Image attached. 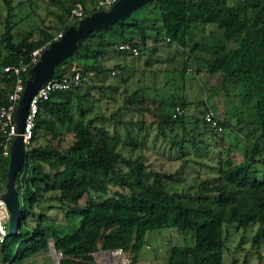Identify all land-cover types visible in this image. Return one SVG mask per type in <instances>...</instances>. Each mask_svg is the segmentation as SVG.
Wrapping results in <instances>:
<instances>
[{
    "label": "trees",
    "instance_id": "1",
    "mask_svg": "<svg viewBox=\"0 0 264 264\" xmlns=\"http://www.w3.org/2000/svg\"><path fill=\"white\" fill-rule=\"evenodd\" d=\"M1 1L9 16L11 0ZM98 1L72 0L73 4L64 10L61 29L39 42L29 41L25 37L15 42L9 32L10 27L6 25L1 38L5 42L7 54L0 60V86H4L0 91H7L14 80L11 73L2 71L3 66L25 62L33 50L52 42L58 32L77 24L76 21L69 22L72 9L80 6L86 16L96 11L89 7ZM147 9L150 10L149 15L140 20L135 18V14ZM247 9L252 11L250 16L246 14ZM129 20L133 22L129 23ZM194 25L202 28L213 25L222 30L226 39L235 40L236 36L240 38V43L233 47L222 45L218 48L206 45L203 40L191 46L187 51L189 56L199 45H202L204 52L212 55L207 65L208 74H219L222 83H243L242 98L250 96L247 86H255L257 89L258 86H264V0H153L123 21L86 35L52 76L59 78L65 74L67 67L75 66L81 73V83L76 88L52 93L39 106L29 150L25 153L21 172L16 175V179L22 175L17 190L20 198V225L16 234L7 235L0 244L2 262L15 264L47 249V228L40 224L28 227L32 214L28 212H31L35 202L41 204L52 201L49 193H56L53 198L72 207V214L79 218L77 226L70 233L53 239L54 249L61 253L59 264H102L94 259L93 254L112 250H121L128 255V262L123 264H136L138 254L145 244L146 233L163 228H174L183 236L188 234L193 239L192 245L171 246L167 264H223L227 238L230 235H241L239 248L244 242L243 234L255 226L257 229L252 237V245L258 244L260 235L264 233V173L259 175L257 168V165L264 167V118L243 120L237 111L225 112V116L219 118L209 111L204 102V114H213L221 128L220 132L223 129L243 132V160L236 162L230 148L218 152L216 162H211L210 156L201 157L209 161L200 166L198 177L201 179L194 181L188 190L181 193L168 192L164 188L165 183H178L181 180L177 172L168 174L148 169L143 155L134 154L138 147L146 145L143 120H136L137 117H146L140 105L159 103V106L166 108L165 119L160 121V126L157 125L158 131L166 128L172 131L176 125H181L184 131V109L190 102L183 96H170L163 100L147 97V90L157 92L162 86H142L130 92L127 83L134 70L132 61L128 62L149 50L152 54H159L163 52L160 49L162 46H176L184 50ZM130 27L139 31V41L125 34L124 29ZM147 31L152 33L151 42L148 43ZM124 43L136 47L138 55L132 56L115 49V46ZM102 47L104 49L99 50ZM116 56L122 58L123 62L112 63L114 58L117 59ZM124 59H127L126 63ZM25 80L26 73L23 74L24 83ZM84 85L98 86V92L103 91L105 94L121 89L127 96L115 115H110L107 120H74L70 114V102L62 99ZM258 95L259 99L263 97L260 90ZM133 105H139V108H132ZM176 107L181 108L183 114L173 117ZM128 113L135 114L132 119L136 122L123 120V116ZM189 119L191 131L197 132L192 136L199 141L203 151L211 152L212 135L220 132L204 119H200L201 122L191 117ZM63 120L67 121L66 130L73 133V141L67 148L61 151L52 148L49 145L51 143L33 146L40 129L50 133V140L59 136L54 133V125ZM98 120L100 126H96ZM111 120L113 123L110 130L105 121ZM121 126L126 131L124 137L120 133ZM256 131L259 134L256 135ZM188 133L187 130L184 138L171 140L169 146L182 150L184 139L190 138ZM159 136L158 133L156 138ZM193 137L188 141L191 145L195 143ZM219 139L225 143L224 135ZM120 147L127 148L128 153H123ZM222 152L226 154V159L221 157ZM184 163L186 161L180 169L187 166ZM7 164L8 160L0 161V181L5 178L1 170ZM111 187H118L126 193L116 191L110 197L78 206L83 196L92 193L103 196ZM191 189L193 191L190 193ZM242 264L252 263L245 258Z\"/></svg>",
    "mask_w": 264,
    "mask_h": 264
},
{
    "label": "rangeland",
    "instance_id": "2",
    "mask_svg": "<svg viewBox=\"0 0 264 264\" xmlns=\"http://www.w3.org/2000/svg\"><path fill=\"white\" fill-rule=\"evenodd\" d=\"M72 0H11V13L7 16L6 8L0 0V60L7 54L5 48V42L2 41V35L5 31V26L9 28L10 34L13 36V40L18 42L23 37L29 41L39 42L47 38L50 34L56 33L64 24V10L71 6ZM150 10H142L140 13L135 14V18L140 20L147 16ZM252 11L246 10V14L250 16ZM149 15V14H148ZM150 18V17H149ZM133 21L129 20V23ZM125 34L132 38L134 41H139V31L134 28L124 29ZM148 33V42H151L152 33ZM206 45H212L220 47L237 46L240 43V38L235 37V40L223 36L222 30L213 25L206 26L205 28L200 25H194L191 28V34L187 38V46L184 50L178 49L176 46L166 47L162 46L160 49L163 51L159 54L146 51L140 57L130 60L132 61L133 75L128 81V89L130 92L134 88H141L142 86H162L159 91L155 92L152 89L147 90V97L156 98L157 100H163L170 96H183L190 103L185 105V130L183 131L181 125H176L172 131L166 128L164 131L157 130V125L160 126V121L165 119L166 108L157 104L140 105L142 107L143 114L146 115L143 120L144 133L146 134V145H141L134 151V154L141 153L144 158V164L148 169L154 171H162L168 174L178 173L181 179L178 183H165L164 188L168 192L181 193L188 190L189 186L194 184V181L198 182V172L201 164L204 161L201 157L210 156L211 162H216L218 152L224 149L230 148L231 153L234 154L236 162L243 160L242 150L245 146L242 137L243 132H234L229 129H223L219 134L212 135L213 141H211V152L207 153L203 151L202 146L198 144L192 135H195L196 131H191V119H203L204 102L208 106L209 111L219 118L225 116V112L237 111L239 116L244 119H258L264 118V86H247L250 89V96L242 98L243 83L233 81L229 83H222L219 74H208L207 65L212 58L209 52H204L202 45L199 49H194L189 54L187 51L191 49V46H195L199 41H202ZM104 47L99 48L103 50ZM160 50V51H161ZM159 51V52H160ZM184 51H186L184 53ZM188 54V55H187ZM189 56V58H187ZM117 57V56H116ZM120 61L119 58L115 59L113 63ZM145 63V64H144ZM147 63V66H145ZM76 64V63H74ZM111 64V63H110ZM111 75V74H110ZM113 76V75H112ZM264 85V84H263ZM227 86V87H226ZM111 87V86H110ZM226 87V88H225ZM98 86H81L79 90L66 94L62 100H68L71 104L70 114L74 120L81 119L87 121L89 119L107 118L117 112L122 106L126 93H123L121 89H117V92L112 91L98 92ZM100 89V88H99ZM258 90L263 93V97L259 99ZM131 94V93H130ZM227 94V95H226ZM254 94V95H251ZM260 100V103H257ZM132 108H139V105H133ZM165 112V113H164ZM122 115V113H121ZM135 114L128 113L123 116V120L128 119L131 122H136L132 119ZM189 119V120H188ZM258 121V120H257ZM66 120L63 122H56L54 125V133L59 136H54L51 140L50 133L40 129L37 131V138L33 142V146L36 147L39 144L49 145L52 148L60 149L61 151L67 148L73 141V133L66 130ZM113 120L106 122L105 125L111 130ZM152 123V124H151ZM96 126H100L99 120ZM104 125V124H103ZM152 125V126H151ZM191 125V127H190ZM149 126L148 130L146 127ZM151 126V127H150ZM204 126V125H203ZM199 128V127H198ZM120 133L124 137L126 131L119 127ZM197 129V128H195ZM187 130L188 135L193 137L194 144L191 145L190 138L184 139L185 143L182 146V150L176 147H170L171 140H179L181 137H185ZM158 133L161 135L158 136ZM162 133L166 137L162 138ZM209 133V131H207ZM255 134H259L256 131ZM262 134V132H260ZM222 143L219 138H223ZM240 135V136H239ZM216 136V137H215ZM215 137V139H214ZM141 138V137H140ZM229 145H228V143ZM192 143V142H191ZM138 144V141H137ZM123 153H128V149L120 147ZM199 150V151H198ZM206 154V155H205ZM225 159L226 154L221 153ZM133 155V154H132ZM183 169L181 165L185 162ZM46 168V167H45ZM259 175L264 173V167L257 165ZM8 164L2 168V172L6 173ZM19 180V181H17ZM200 181V180H199ZM20 179L15 178L16 190L20 186ZM5 178L0 181V191L4 190ZM21 187V192H22ZM116 191L126 193L123 189L118 187H111L106 195L98 196L94 193L83 196L78 201V206H84L88 202L99 201L102 198H107L113 195ZM127 191V190H126ZM193 189L190 190V193ZM23 193V192H22ZM51 194V195H49ZM48 196L52 197V201L37 204L29 211L31 218L28 221V227L33 228L35 225L40 224L46 229L47 249L36 253L26 259H23L15 264H51L56 261L59 263L60 256L53 247V239L55 236L70 233L78 224L79 218L73 215V208L55 200L56 193H49ZM19 196V195H18ZM39 195H37L38 197ZM29 219V218H28ZM257 229V226L249 228L244 233V242L238 248L239 237H233L230 235L227 238L226 246L227 250L223 254V264H242V261L246 258L252 264H264V233L259 237L258 244L252 245V237ZM238 238V239H237ZM238 240V241H237ZM193 239L190 235H182L174 228H163L160 230L148 231L145 235V244L141 248L136 264H167V254L171 246L192 245ZM103 256V260L111 262L110 264H123V260H128V255L123 254L122 257L114 258L109 257L104 252H96L93 257L98 261L99 257ZM99 262V261H98ZM127 263V262H126Z\"/></svg>",
    "mask_w": 264,
    "mask_h": 264
},
{
    "label": "water",
    "instance_id": "3",
    "mask_svg": "<svg viewBox=\"0 0 264 264\" xmlns=\"http://www.w3.org/2000/svg\"><path fill=\"white\" fill-rule=\"evenodd\" d=\"M152 1L117 0L107 10L95 11L84 16L76 25L66 28L58 40L50 43L41 52L38 61L27 71L24 89L14 114L17 135L12 139L8 169L5 173V186L0 194V198L5 202L9 213L7 235L16 234L20 225V198L16 190L15 178L21 171L25 159L21 133L31 97L46 80L53 76L55 69L73 54L77 43L82 38L94 30L123 21L133 12Z\"/></svg>",
    "mask_w": 264,
    "mask_h": 264
},
{
    "label": "built area",
    "instance_id": "4",
    "mask_svg": "<svg viewBox=\"0 0 264 264\" xmlns=\"http://www.w3.org/2000/svg\"><path fill=\"white\" fill-rule=\"evenodd\" d=\"M117 0H99L96 4L89 7L90 10H107L110 8ZM84 17V11L80 6L72 9L69 14V22H78ZM63 32H58L53 41L58 40L62 36ZM168 42V39H165ZM52 42H47L45 45L33 50L28 59L25 62H19L14 66H3L2 71L4 73H11L14 76L12 86L7 89V91H0V161L6 162L9 160L10 148L12 144V139L17 135L16 126L14 122V114L18 107L19 99L24 89L23 74L38 61L41 52ZM115 49L131 54L132 56L138 55V49L133 47L128 43L119 44L115 46ZM82 81V76L80 71L75 66H69L65 70V74L59 78L51 77L46 80L31 97L28 111L24 120L23 131L21 133L22 143L24 146L25 153L29 150L30 140L32 138V132L36 120V116L39 110V106L42 102L46 101L52 93L63 92L76 88ZM4 89V86H0ZM183 114V110L179 107L174 109L173 117ZM204 121L211 127L216 128L218 132L221 128L217 125L214 120L212 113H205L203 117ZM21 172V171H20ZM19 172V173H20ZM22 175L19 176V179ZM3 191H0V194ZM9 221V213L5 202L0 198V244L3 243L7 236V225ZM109 257H122L123 253L121 250L106 251ZM61 257V253L58 252ZM98 261L103 264H110L107 260H103V256H100ZM128 262L125 259L123 263ZM0 264H7L2 262L0 256ZM51 264H59L56 261L51 262Z\"/></svg>",
    "mask_w": 264,
    "mask_h": 264
},
{
    "label": "crops",
    "instance_id": "5",
    "mask_svg": "<svg viewBox=\"0 0 264 264\" xmlns=\"http://www.w3.org/2000/svg\"><path fill=\"white\" fill-rule=\"evenodd\" d=\"M127 59H128V58H127ZM127 59H124V63L127 62ZM119 60H120V61H117L116 64H117V63H122V62H123V59H122V58H119ZM113 61H115V58L112 60V63H113ZM127 86H128V83H127ZM144 87H145V86H144ZM102 264H103V263H102Z\"/></svg>",
    "mask_w": 264,
    "mask_h": 264
}]
</instances>
